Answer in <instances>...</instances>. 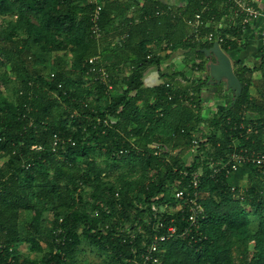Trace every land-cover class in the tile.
<instances>
[{
    "label": "trees",
    "instance_id": "trees-1",
    "mask_svg": "<svg viewBox=\"0 0 264 264\" xmlns=\"http://www.w3.org/2000/svg\"><path fill=\"white\" fill-rule=\"evenodd\" d=\"M92 1L0 0V244L28 247V255L17 257L21 264H80L83 242L107 264H133L134 252L155 234L172 224L183 231V216H168L165 206L175 207V189L190 191L192 174L200 172L206 219L199 235L178 234L161 245L164 263L264 264V167L244 164L229 176L210 167L227 162L235 149L264 151V55L245 65L241 29L228 23L223 33L230 38L221 48L243 92L203 119L204 91L218 89V98L224 85L203 77L184 86L178 73H160L164 83L154 86L144 78L160 71L158 51L165 50V60L181 49L195 56L208 74L203 50L214 44L187 42L189 22L207 4L205 20L229 18L225 0H189L181 7L98 0L99 41L91 33ZM93 57L111 74L109 96L102 85H86ZM256 72L263 75L259 81ZM196 134L204 141L190 161ZM118 166V176L107 179ZM160 221L165 228H158ZM56 229L64 231L65 245L55 243Z\"/></svg>",
    "mask_w": 264,
    "mask_h": 264
},
{
    "label": "built area",
    "instance_id": "built-area-1",
    "mask_svg": "<svg viewBox=\"0 0 264 264\" xmlns=\"http://www.w3.org/2000/svg\"><path fill=\"white\" fill-rule=\"evenodd\" d=\"M189 0H181L180 2L168 4L170 7H181L186 6ZM95 8L91 14V33L92 37L99 41L103 37L100 21H101V12L102 5L98 0H93ZM261 0H225L224 6L229 11V18L227 16H223L219 21L215 17H211L210 19L203 18V14L210 11V6L207 4L203 7L200 14L196 15V17L189 22L190 27V35L186 38L187 42H191L194 44H224L226 39L230 38L229 36H224L223 31H226L228 28V23H231L234 28L238 27L241 29L243 38L248 33L249 29L253 26L254 22L261 16L262 11L260 9ZM228 21V22H227ZM212 25H216L213 32H205L204 30H208ZM151 48H155L152 46ZM202 62L200 60H195L192 64V69L198 75L196 77H185V79L181 78V85L188 86L192 84H196L200 82L203 78L202 71L199 70ZM88 71L86 81L87 84H99L105 87L106 96L112 94L115 90L111 82V74L105 68L103 64L99 63V57H93L88 60ZM206 79V78H205ZM164 83V82H162ZM166 86H169L167 83ZM223 94L225 97L224 100L225 106L233 100V93L225 87L223 90ZM194 95L193 91L189 92V96L192 97ZM202 118L209 119L213 117L216 112H212L211 107V99L207 95V90L204 91L202 97ZM209 111L210 117L205 116V112ZM105 123H107L105 121ZM202 130L207 132V128L204 124L201 125ZM241 128H244L243 126ZM248 133L252 132V128H248ZM204 141L201 135L196 134L192 140V151L190 152L189 159L192 161V158L196 155V151L200 146V143ZM58 143V139L55 140L54 145L56 146ZM123 151H121L122 153ZM155 156H161V153L156 151ZM244 164H251L258 168L264 167V151H247L240 150L237 151L235 149L229 155V159L227 162L220 160L219 162H213L210 167L213 169V174H220L222 171L226 172V175H231L232 173L238 171L239 167ZM184 176H188L185 172ZM200 172H195L191 176L190 188L188 190L184 189H175V200L176 206L171 207L169 205L165 206V209L168 210L167 215L173 216L175 213H180L183 216L182 221L186 225L183 228V231L180 233L182 237H189L192 234L199 235V231L201 229L202 223L206 219L205 209L201 203V198L203 194L199 191L200 187ZM152 212L156 219H160V210L158 206H152ZM174 219H172V223ZM158 228H165V222L160 221L158 223ZM179 229L176 225H170L167 227V233L160 235L155 234L151 243L143 244V248L140 252H134L132 259L130 260L133 264H165L163 261V252L161 249V245L171 238L178 236ZM179 234V235H180ZM64 231L62 229H56L53 231V238L56 244L65 245L67 239L63 236ZM193 241H197L194 238ZM29 254V249H24L23 252H20L16 245L10 244H0V264H21L22 259L17 260V257H23Z\"/></svg>",
    "mask_w": 264,
    "mask_h": 264
},
{
    "label": "crops",
    "instance_id": "crops-1",
    "mask_svg": "<svg viewBox=\"0 0 264 264\" xmlns=\"http://www.w3.org/2000/svg\"><path fill=\"white\" fill-rule=\"evenodd\" d=\"M165 4H173L180 2L181 0H161ZM138 9V8H137ZM260 9L262 11L261 16L254 22L253 26L249 29L248 33L244 36V41L242 43L245 44L246 49L241 52V58L238 55H235L236 59L243 60L245 65L253 67L257 60H259L264 55V0H261ZM228 22V21H227ZM169 52L165 51H158L161 58L164 60L161 63L160 71L157 69L150 70L145 76V82L149 86H154L161 84L163 80L160 78L161 74H181L184 77H196L198 76L194 69H192L193 61L196 59L195 56L190 55L189 53H185L184 51L179 50L177 53H174L172 57L165 60V56H167ZM209 60V59H208ZM210 61H207V65ZM234 63V62H233ZM209 74V73H208ZM207 72L203 73L204 78H208ZM255 80H261L263 75L260 72H256L254 74ZM225 88V86H223ZM218 89H211L207 90V95L211 99V107L212 112H220L225 108V100L223 97V92L221 93V97H217ZM252 96H257V91L252 88ZM206 117H210L209 111L205 112ZM28 247H25V249Z\"/></svg>",
    "mask_w": 264,
    "mask_h": 264
},
{
    "label": "water",
    "instance_id": "water-1",
    "mask_svg": "<svg viewBox=\"0 0 264 264\" xmlns=\"http://www.w3.org/2000/svg\"><path fill=\"white\" fill-rule=\"evenodd\" d=\"M203 52L210 61L207 65L209 84L211 86L224 85L233 93V99L236 102L243 92V86L235 74L233 60L219 44H214L211 49H205Z\"/></svg>",
    "mask_w": 264,
    "mask_h": 264
},
{
    "label": "rangeland",
    "instance_id": "rangeland-1",
    "mask_svg": "<svg viewBox=\"0 0 264 264\" xmlns=\"http://www.w3.org/2000/svg\"><path fill=\"white\" fill-rule=\"evenodd\" d=\"M3 70V68L0 65V72ZM7 96L11 97L13 94L11 92L6 93ZM104 155H100L98 157V161L100 164H102L105 167L104 161ZM112 165V163H111ZM125 165H122V167ZM120 168L119 166L117 168L112 167L110 169L109 174L107 175V179L113 180L115 179L118 174L121 172L123 168ZM121 169V170H120ZM25 245L19 246L18 249L20 252H23L25 249ZM46 250L48 249L47 246H45ZM81 253L78 256V262L80 264H107V257L100 252L98 249L92 247L87 242H83L80 246Z\"/></svg>",
    "mask_w": 264,
    "mask_h": 264
}]
</instances>
